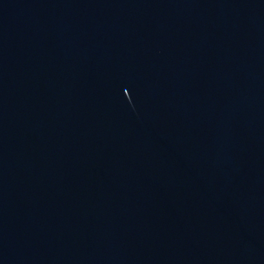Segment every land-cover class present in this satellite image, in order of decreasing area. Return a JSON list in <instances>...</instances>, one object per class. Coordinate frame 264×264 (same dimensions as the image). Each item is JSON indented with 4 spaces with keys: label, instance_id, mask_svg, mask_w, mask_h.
Returning a JSON list of instances; mask_svg holds the SVG:
<instances>
[{
    "label": "water",
    "instance_id": "obj_1",
    "mask_svg": "<svg viewBox=\"0 0 264 264\" xmlns=\"http://www.w3.org/2000/svg\"><path fill=\"white\" fill-rule=\"evenodd\" d=\"M0 264H264V0H0Z\"/></svg>",
    "mask_w": 264,
    "mask_h": 264
}]
</instances>
